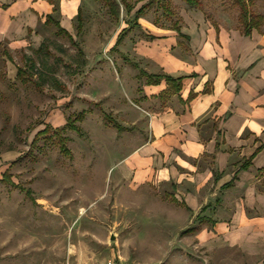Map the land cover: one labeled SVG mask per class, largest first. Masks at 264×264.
<instances>
[{
    "label": "rangeland",
    "instance_id": "374dc122",
    "mask_svg": "<svg viewBox=\"0 0 264 264\" xmlns=\"http://www.w3.org/2000/svg\"><path fill=\"white\" fill-rule=\"evenodd\" d=\"M181 6L237 27L264 17V0H83L72 34L49 22L38 44L0 43V264H253L186 238L174 186L131 184L113 167L147 79L110 45L128 29L143 34L139 13L176 26ZM108 53L119 67L98 65Z\"/></svg>",
    "mask_w": 264,
    "mask_h": 264
},
{
    "label": "crops",
    "instance_id": "0c3cea01",
    "mask_svg": "<svg viewBox=\"0 0 264 264\" xmlns=\"http://www.w3.org/2000/svg\"><path fill=\"white\" fill-rule=\"evenodd\" d=\"M82 1L0 0V43L38 44L47 15L72 34ZM133 9L126 11L141 6ZM177 15L176 26H161L139 13L143 34L128 29L110 45L134 57L147 79L133 91L137 117L113 167L131 184L174 186L188 211L186 238L264 264V23L245 34L196 8L181 6ZM108 55L98 65L119 67ZM151 74L179 78L178 89L176 81H149ZM114 123L124 136L127 124Z\"/></svg>",
    "mask_w": 264,
    "mask_h": 264
},
{
    "label": "trees",
    "instance_id": "16d2710c",
    "mask_svg": "<svg viewBox=\"0 0 264 264\" xmlns=\"http://www.w3.org/2000/svg\"><path fill=\"white\" fill-rule=\"evenodd\" d=\"M121 2H123L124 0H120ZM187 4H193L194 0H184ZM127 6V5H126ZM138 11H140V9H138ZM258 19L253 20L252 18L249 19L248 23H244V25L241 27V30L243 31V33H248L249 29L251 27H258L259 25H261L262 23H264V17H259L256 16ZM253 20V21H252ZM51 22L54 26H56L57 28V32H61V33H66L68 34L63 28H61L58 24V22L51 16V15H47L46 16V20L45 23H49ZM69 35V34H68ZM19 71V69H18ZM17 71V73H18ZM142 72V71H141ZM148 77H151V79L149 81L151 82H156L159 78H164L167 83H173L174 81H176V86L175 89H178L179 87V78L173 79L170 75H165V74H151L148 75ZM115 125V123H113Z\"/></svg>",
    "mask_w": 264,
    "mask_h": 264
},
{
    "label": "built area",
    "instance_id": "2783aa9c",
    "mask_svg": "<svg viewBox=\"0 0 264 264\" xmlns=\"http://www.w3.org/2000/svg\"><path fill=\"white\" fill-rule=\"evenodd\" d=\"M111 264H114V263H111Z\"/></svg>",
    "mask_w": 264,
    "mask_h": 264
}]
</instances>
